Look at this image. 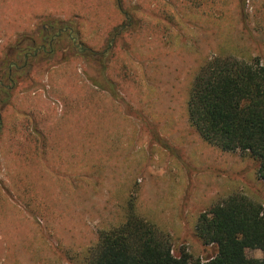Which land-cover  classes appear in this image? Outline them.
<instances>
[{"label": "rangeland", "instance_id": "1", "mask_svg": "<svg viewBox=\"0 0 264 264\" xmlns=\"http://www.w3.org/2000/svg\"><path fill=\"white\" fill-rule=\"evenodd\" d=\"M201 1L166 0V8L159 3L147 7L153 12L159 6L166 19L160 23L161 30L177 40L156 51L161 67L159 61L147 66L146 57L158 42L149 44L143 37L134 40L133 54L119 55V61L115 58L107 72L116 79L109 83L112 90L107 89L120 105L111 111L101 105L97 121L93 115L85 117V110H94L96 98L94 90L85 91L84 81L90 79L89 74L102 75V67L99 73L83 47L56 43L49 47L54 52L36 50L29 65L19 64L15 34L34 29L40 44L45 25L74 18L79 27L88 26L93 38L85 41L97 49L112 19L96 15V0H0L2 264H84L85 247L94 242L100 229L119 219L123 207H112L113 197L105 194L92 200L87 196L84 202L67 198L66 180L75 177L81 187L86 175L80 177V172L105 176L108 182L102 186L112 181L127 207L133 206L157 227L178 220L168 209L182 212L183 219L166 230L173 253L179 255L184 249L194 259L205 260L217 253V246L205 245L195 230L199 213L211 202L242 193L264 205V181L257 175V161L240 150L222 151L200 138L187 122L190 89L204 61L215 55H264L260 12L264 0ZM96 22L99 27L93 28ZM127 59L136 64L126 72L120 65ZM126 73L129 79L123 81L121 74ZM103 81L108 84L106 78ZM86 146L100 164L88 162ZM150 175L162 182L150 188L145 200L136 202L129 189L148 191L156 181ZM247 254L257 259L263 256L260 249H249Z\"/></svg>", "mask_w": 264, "mask_h": 264}, {"label": "trees", "instance_id": "2", "mask_svg": "<svg viewBox=\"0 0 264 264\" xmlns=\"http://www.w3.org/2000/svg\"><path fill=\"white\" fill-rule=\"evenodd\" d=\"M260 12L264 26V3ZM76 27V20L72 19L49 22L46 28L50 33L63 29L54 43L65 42V46L74 47L75 42L81 44ZM26 36L27 44L33 42L38 49L47 42L42 35L40 44L33 33ZM23 37L19 35L16 43ZM85 51L88 59L97 61L95 52ZM79 56L86 58L85 54ZM188 114L190 124L206 141L222 150H240L254 158L258 163L257 175L264 181V55L248 58L215 55L204 61L191 87ZM196 234L205 245L217 246L214 256L194 259L184 249L175 255L170 236L132 207L122 223L100 232L84 261L85 264H264V205L245 194H231L202 212ZM249 249H260L262 258L248 256Z\"/></svg>", "mask_w": 264, "mask_h": 264}, {"label": "crops", "instance_id": "3", "mask_svg": "<svg viewBox=\"0 0 264 264\" xmlns=\"http://www.w3.org/2000/svg\"><path fill=\"white\" fill-rule=\"evenodd\" d=\"M199 1L201 2V4H203V2L201 0H199ZM106 2L109 3V6H108V4H106ZM160 2H161V0H144V1H140V0H135V1L134 0H130V1H128V0H103V2H100V0H96V7H97V12H98V14H96V15L97 16L102 15L106 18L108 17V18L112 19V25L110 26L109 29H107V31L103 32L102 37H101V44L99 45V47H97V49L91 48V46L89 44H87L85 41L86 37L89 39L93 38L91 35H89L88 31L90 29L88 28V26L85 27L84 25L83 26L81 25V27H79L77 25L76 35L78 36L77 37L78 41L81 42V44L78 42L77 45L80 47H83V49L85 48L91 52H95L96 53L95 56H96L97 61H95L94 66L97 68L96 70L99 73H100V68L102 67V69H103L102 75L99 74V76H98L96 74H89V78H90L89 80H91V82H89L88 79L84 81L86 84V90L85 91L87 92V90H90V91L94 90L93 92H94L95 98H96L93 101V104H95L94 110L93 111L85 110V117L86 118H91L93 115V117L97 121H99L100 116L102 115L101 113H99L101 105H106L105 108L107 109V111H111L113 106L120 105L118 102L115 101V99H114L115 95H113L107 89L109 87L110 90H112L109 83H113V80L116 79L107 72L108 71L107 69L110 67V64H113V62H116L118 60L119 55L120 56L125 55V57L127 58V56L129 57V53L133 54L134 44H135L134 40L135 39L143 37L144 42H148L149 44H155V42H158V46L155 47V49L153 48L152 55L149 58L146 57L148 61L146 59H143V60L147 61L148 67L152 63H158L157 61H159V56L156 54V51H161V50L163 51V45L164 44H166L168 42L172 43V42H175L177 40L176 36L167 38V36H168L167 34H169V32L165 33V31L161 30V24L160 23L161 22L166 23V19H165L164 15L161 14L159 9L161 8V6L165 7L166 0H163L162 3H160ZM156 3L157 4L159 3L160 8L158 6V8H157L158 11H153L154 13L150 12L149 9H147V7L148 8L150 7V9H151L153 6H155ZM145 4H146V7H144ZM150 4L152 5V7ZM147 5H149V6H147ZM141 7H143L144 9ZM150 16L153 17V20H158V22L152 23ZM72 19H74V18H72ZM61 20H64V19H61ZM179 21H181V19ZM98 27H99V23L96 22V24L93 28H98ZM154 27L155 28L158 27V28L152 29ZM33 30L34 29L30 30L27 33L26 32L25 33H16L15 34V36H16L15 42H16L19 35H23L24 36L23 41L18 42L21 44L20 46L23 47V44L24 43L26 44V42L28 41V39H27L28 36H26V35L33 33ZM94 32L92 31V33H94ZM139 32H143V33L138 35ZM179 39H180V36H179ZM65 44H67V43L63 42V45H65ZM131 55H130V58H132ZM78 58L79 57H77V59ZM65 60H68V59H65ZM71 62H73L72 64H75L73 60H70L69 63H71ZM88 62H90V61H88ZM134 63L136 64V61H134ZM134 63L130 62L127 59V61L124 60V64H121L120 66L123 69L126 68V72H127L128 70H132L131 67H132V64H134ZM137 64H139V61H137ZM140 64H141V62H140ZM158 64H160V61ZM57 65L58 64L52 66L51 69L56 68ZM160 67H161V64H160ZM113 68H116V63L114 64ZM155 68H158V67H155ZM198 70H197V72H198ZM156 71H158V69H155L154 73ZM47 73H50V72H47ZM46 74H45V76H46ZM121 75H122L123 81H125L126 79H129V76H127L128 73L121 74ZM195 76H196V74H195ZM104 78H106L108 80V84L104 83V81H103ZM44 79L42 82L48 84V81H46ZM190 92H191V89H190ZM88 97L89 96H86V99H89ZM165 99L167 100L169 98L166 97ZM169 103H171V102H169ZM187 122H188V125L192 127V125L189 122V117L187 118ZM96 125H99V122H97ZM96 131H98V129ZM3 132L4 131L2 128V136H3ZM162 132L165 133V131H162ZM162 132H160V133L162 134V137H164L165 135ZM31 135H34V134L31 133ZM200 138H203V137L200 135ZM31 140H32V138H31ZM150 145L154 146L152 144V141L150 142ZM212 145H214V144H212ZM222 151L230 152V151H225V150H222ZM85 152L87 153V146L85 147ZM156 152L158 153V151H156ZM95 153H97V152H95ZM87 155H88V158H87L88 162H91L92 164H100L101 163L99 161V159L96 158L97 155L95 156L92 153L91 154L87 153ZM176 160L179 161V159H177V158H176ZM178 161H176V164H178L181 168V165L178 163ZM4 163L5 162L2 160V167H3ZM77 169L81 170V168H77ZM169 172H172V170ZM82 175H86V177L83 180L85 182L83 183V181H82L81 187H78L77 180L75 177L66 180L67 182H69V184L66 185V188H65L66 191L64 192V194L67 198L73 197L76 199V197H77V199L79 198L80 201L84 202L85 199H87L86 198L87 196L90 197V199L92 200L94 196H97V195L101 196L102 194H105V195H110L111 197H113L114 203H112V207L118 208L117 210L120 209L119 208L120 206L123 207V209H121L122 213H120V215H118L119 219L116 220L114 218V220H112V224L110 225L109 228L100 229V231L98 232V236L96 237L94 242H92L87 247H85L84 254L82 257V260L84 261L87 250L92 245L96 244L100 232L103 230H108V229L115 227V226L119 225L120 223H122L125 220L128 212L131 210V208L133 206L127 207L126 200L124 198L123 199L121 198V194L119 193V191H116V187H114L112 185V181H110L108 184H105L104 186H102V184L104 182L105 183L108 182L106 179H104L105 176L101 177L98 175L97 172H93L91 174H88V173L83 174L80 172L79 176L81 177ZM150 176H153L152 178L156 177L155 175H150ZM159 181L162 182L161 178L156 177V181L153 182L151 187H149V190L147 191V190H144V188H143V189H141L142 190L141 193H139L136 189L130 188L129 189L130 196L133 199H135L136 202L140 203L141 201L146 199L147 195L151 194L150 188H152L156 183H160ZM109 187H112V189L110 190ZM134 191H136V193ZM216 202H218V201H216ZM216 202H214V201L211 202L209 204V207L207 209L203 210L202 212L208 210ZM167 211H168V213L173 214V218L177 217L178 220L183 219L182 218V212L180 215V213L178 211H176V209H173V208H170ZM201 213H199V215ZM32 215H34V214H32ZM199 215L197 217V221H198ZM178 220L174 219V220H172L171 223H169V225H166L163 228H161V227H158V228H160L161 230L166 232L171 238L170 232L168 230H166V228L173 227V222H176ZM197 221L195 223V230H196ZM0 264H2V252L0 253ZM84 264H85V261H84Z\"/></svg>", "mask_w": 264, "mask_h": 264}, {"label": "flooded vegetation", "instance_id": "4", "mask_svg": "<svg viewBox=\"0 0 264 264\" xmlns=\"http://www.w3.org/2000/svg\"><path fill=\"white\" fill-rule=\"evenodd\" d=\"M59 22H60V20H59ZM54 26H55V28H59V26H57L56 24ZM46 27H47V25H45L43 29H47V30L41 32V35L44 37L45 40H47V42H45L43 45L41 44V46H43V47L41 49H38L37 46H36L37 44H35L33 42H29L27 44V47H25L24 49H22V48L16 49V53L18 51L17 55H18V57H20V59H19V62L18 61H14V64H16L17 62L20 64V62L23 61V62H25L26 65L27 64L29 65V63H30V58L29 57H32L33 54L34 55H37V51L46 50L47 52H50V53H52V52L55 51V48L54 49H49V47H51L52 45H54V42L56 41V37L59 34H61V32H62L63 29L62 30L61 29H58L57 31H54L53 30V32L50 33L49 29L46 28ZM58 32H60V33L57 34ZM23 39L24 38H22L21 41H23ZM75 44H78V43L75 42ZM77 46L78 45H76V47ZM81 49H82V47H81Z\"/></svg>", "mask_w": 264, "mask_h": 264}]
</instances>
